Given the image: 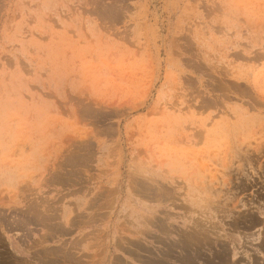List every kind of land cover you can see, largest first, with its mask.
Wrapping results in <instances>:
<instances>
[{
	"label": "rangeland",
	"instance_id": "374dc122",
	"mask_svg": "<svg viewBox=\"0 0 264 264\" xmlns=\"http://www.w3.org/2000/svg\"><path fill=\"white\" fill-rule=\"evenodd\" d=\"M0 264H264V0H0Z\"/></svg>",
	"mask_w": 264,
	"mask_h": 264
}]
</instances>
